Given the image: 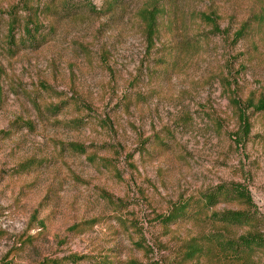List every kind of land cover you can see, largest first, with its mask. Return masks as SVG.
I'll return each instance as SVG.
<instances>
[{
	"label": "rangeland",
	"instance_id": "374dc122",
	"mask_svg": "<svg viewBox=\"0 0 264 264\" xmlns=\"http://www.w3.org/2000/svg\"><path fill=\"white\" fill-rule=\"evenodd\" d=\"M263 6L0 0V262L264 264L221 245L264 234V111L246 107L264 98V22L234 39ZM231 183L252 204L206 208Z\"/></svg>",
	"mask_w": 264,
	"mask_h": 264
},
{
	"label": "trees",
	"instance_id": "16d2710c",
	"mask_svg": "<svg viewBox=\"0 0 264 264\" xmlns=\"http://www.w3.org/2000/svg\"><path fill=\"white\" fill-rule=\"evenodd\" d=\"M149 17L148 27L151 30L155 15L152 11L145 12ZM264 22V6L260 10L259 13L253 14L252 16L246 18L241 23L240 27L234 33V39L238 40L242 38L249 30L253 27L254 24H262ZM151 33V32H150ZM238 103V102H237ZM247 108H253L254 111H264V98H259L256 102H254L251 98L247 99L246 103ZM239 117L243 124L244 134L246 135L249 132L250 124L247 120L245 112L239 109ZM75 149L79 152L84 153L85 149L80 145L72 144ZM202 199L204 201V205L206 208L213 207L221 201H229V200H238L243 201L248 205L252 204L250 192L240 183H231L229 185H218L209 191H205L202 194ZM185 207L183 203L176 205L172 208L171 212L163 217L166 223H170L176 221L178 217L184 216ZM213 218L217 219L220 222L228 225H236V226H244L250 224L252 219L254 218V212L243 211V210H226L219 213H214ZM214 235V234H211ZM221 245L227 249L232 250L235 254L241 253L242 251L254 252V250L259 248H264V234L261 232H252L249 231L246 234L240 235L237 239H226L224 242H221ZM200 247L196 244H189L187 255L188 257H192L195 254L200 252ZM76 263V261H73ZM0 264H12L9 262L1 261ZM99 264V263H98ZM105 264V263H100Z\"/></svg>",
	"mask_w": 264,
	"mask_h": 264
}]
</instances>
